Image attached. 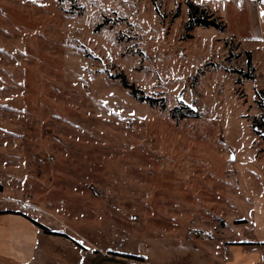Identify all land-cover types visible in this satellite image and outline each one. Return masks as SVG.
<instances>
[{
    "label": "rangeland",
    "instance_id": "1",
    "mask_svg": "<svg viewBox=\"0 0 264 264\" xmlns=\"http://www.w3.org/2000/svg\"><path fill=\"white\" fill-rule=\"evenodd\" d=\"M263 93L264 0H0V210L86 264L172 216L217 224L241 164L264 174Z\"/></svg>",
    "mask_w": 264,
    "mask_h": 264
},
{
    "label": "crops",
    "instance_id": "2",
    "mask_svg": "<svg viewBox=\"0 0 264 264\" xmlns=\"http://www.w3.org/2000/svg\"><path fill=\"white\" fill-rule=\"evenodd\" d=\"M247 163L239 172L242 190L228 198L220 222H197L201 228L185 217H169L166 225L146 231L142 264H264V174ZM84 259L85 251L72 241L45 234L24 214H0V264H83Z\"/></svg>",
    "mask_w": 264,
    "mask_h": 264
},
{
    "label": "trees",
    "instance_id": "3",
    "mask_svg": "<svg viewBox=\"0 0 264 264\" xmlns=\"http://www.w3.org/2000/svg\"><path fill=\"white\" fill-rule=\"evenodd\" d=\"M195 26H203V27H215L217 29H223L225 26L216 18H213L212 16L210 15H202V16H199V17H196L192 14L191 16V20L189 21L188 23V27H187V30H191L193 27ZM122 83L126 86V88H129L132 90V94L134 96L137 97V94L134 93V88L133 86H129V84L126 83L125 79L123 78L122 80ZM264 94V93H263ZM147 101L148 103L151 105V106H157L160 104V107L162 109H165L166 108V103H165V100L163 98L161 99H152V98H147ZM180 109H182L184 112L181 113L180 115V118H186L188 117V115L190 113H193V111L188 108L187 106L185 105H182L180 107ZM179 108H174L171 112L172 116L173 117H178V114H176L178 112ZM180 111V110H179ZM181 112V111H180ZM2 190V186L0 185V191ZM7 213H13V214H20L18 212H13V211H5V212H0V214H7ZM23 215V214H22ZM27 219H29L35 226L39 227L42 231H44V233L46 234H56V235H60V236H64L66 238H69L71 239L70 237L64 235V234H60V233H57V232H53L51 231L48 227L44 226L43 224L35 221L34 219H31L29 218L28 216L24 215ZM73 242H75L76 245H78L83 251H86V249L81 245L79 244L78 242H76L75 240L71 239ZM95 256L99 254V252L95 251L94 252ZM110 255H113V256H116V257H122V258H126V259H132V260H138L140 261L141 263H144V259L140 256H135V255H122V254H115V253H109ZM94 256V257H95ZM93 257V258H94ZM83 264H86L85 262V259H84V263ZM132 264V263H131Z\"/></svg>",
    "mask_w": 264,
    "mask_h": 264
},
{
    "label": "water",
    "instance_id": "4",
    "mask_svg": "<svg viewBox=\"0 0 264 264\" xmlns=\"http://www.w3.org/2000/svg\"><path fill=\"white\" fill-rule=\"evenodd\" d=\"M90 264H131L128 259L116 257L110 254L99 253L96 255Z\"/></svg>",
    "mask_w": 264,
    "mask_h": 264
},
{
    "label": "built area",
    "instance_id": "5",
    "mask_svg": "<svg viewBox=\"0 0 264 264\" xmlns=\"http://www.w3.org/2000/svg\"><path fill=\"white\" fill-rule=\"evenodd\" d=\"M194 235L195 236H201V237H206V234H204V233H201V232H194Z\"/></svg>",
    "mask_w": 264,
    "mask_h": 264
}]
</instances>
